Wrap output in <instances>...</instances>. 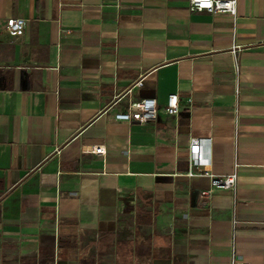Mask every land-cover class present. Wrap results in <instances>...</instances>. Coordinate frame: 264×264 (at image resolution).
I'll use <instances>...</instances> for the list:
<instances>
[{
    "label": "crops",
    "instance_id": "obj_1",
    "mask_svg": "<svg viewBox=\"0 0 264 264\" xmlns=\"http://www.w3.org/2000/svg\"><path fill=\"white\" fill-rule=\"evenodd\" d=\"M146 98L155 121L115 120ZM192 137L211 139L208 173L235 171L234 190L200 197ZM232 255L264 264V0L234 16L188 0H0V264Z\"/></svg>",
    "mask_w": 264,
    "mask_h": 264
},
{
    "label": "built area",
    "instance_id": "obj_2",
    "mask_svg": "<svg viewBox=\"0 0 264 264\" xmlns=\"http://www.w3.org/2000/svg\"><path fill=\"white\" fill-rule=\"evenodd\" d=\"M188 9L191 12L207 11L212 14L228 13L232 16L236 14L237 0H188ZM25 29L23 18H10L7 20L5 31L11 37L19 36ZM237 68V65H235ZM140 84V83H139ZM179 107L177 94L168 97L165 111L168 115H175ZM157 103L155 99L146 98L134 101L128 105L125 112L114 114L115 120L125 122H135L140 124L150 123L156 120ZM211 139L192 137L189 140V159L193 168H202L200 175L209 177V188L200 192V197L208 199L215 190H234L237 186V173L234 171L224 176H214L208 173L206 165L210 162ZM92 155H105L103 147L94 146L90 150ZM229 264H250L246 261H239L232 255Z\"/></svg>",
    "mask_w": 264,
    "mask_h": 264
}]
</instances>
